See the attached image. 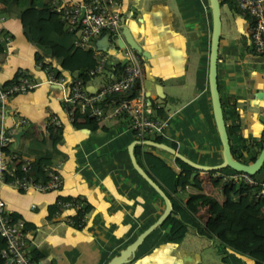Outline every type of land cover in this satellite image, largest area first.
Instances as JSON below:
<instances>
[{
  "label": "crops",
  "instance_id": "0c3cea01",
  "mask_svg": "<svg viewBox=\"0 0 264 264\" xmlns=\"http://www.w3.org/2000/svg\"><path fill=\"white\" fill-rule=\"evenodd\" d=\"M120 8L121 27L127 26L129 36L140 46L147 104L161 107L159 115L168 117L167 137L176 140L177 149L194 161L208 164L219 160L218 156L202 159L197 154L201 150L198 140L216 134L206 80L210 33L207 0H121ZM241 16L233 13L240 35L220 30L216 76L222 92L235 99L241 135L258 137L264 115V53L250 52L244 31L247 24ZM1 34L9 38L0 41V82L8 80L17 69L29 71L40 81L8 98L5 122L17 115L28 120L15 128L10 144L23 149L33 132L43 129L51 113L58 115L62 127V138L52 154V163L59 164L60 187L23 190L0 182L4 207L12 216L24 219L28 229L26 251L36 264H104L163 207L130 164L126 147L135 138L134 133L121 117L99 122L102 126L95 131L74 128L62 105L61 86L44 81V71L34 65V53L40 50L27 39L16 14L2 10V3ZM117 37L105 38L103 33L94 37V47L103 50L107 59L103 68L85 81L88 91L119 75L114 65L125 61L124 52L129 46H118ZM43 59L52 66L56 64L51 56ZM74 74L62 73L66 79ZM168 102L177 105L169 109ZM152 111L151 106L147 108L150 115ZM258 178H264V169ZM218 194L216 199L221 201ZM59 196L88 204L81 227L67 223L64 214L50 213ZM200 211L205 218L204 211ZM121 264H254V257L242 250L238 237H205L190 229L179 241H168L163 230L157 229L144 236Z\"/></svg>",
  "mask_w": 264,
  "mask_h": 264
},
{
  "label": "trees",
  "instance_id": "16d2710c",
  "mask_svg": "<svg viewBox=\"0 0 264 264\" xmlns=\"http://www.w3.org/2000/svg\"><path fill=\"white\" fill-rule=\"evenodd\" d=\"M48 2L49 0H0L2 10L16 14L27 39L40 50L41 53L35 51V59L51 56L56 62L55 65H51L56 74L66 72L70 75L75 72L74 76L85 83L95 74H90L89 69L95 65L96 56L91 48H83L74 44L73 30L67 28L56 11L49 9ZM222 3H225L233 13L238 14V8L233 0H219V5ZM241 17L244 19V24L248 25L252 22L247 14ZM1 51L2 45L0 44ZM114 68L120 72L122 63H117ZM15 77L16 70L3 83L9 82ZM217 89L230 153L239 161L249 162L254 159L264 142V115L260 118L262 128L258 137L241 135L240 117L236 110L235 99L222 92L218 79ZM110 96L107 95L104 99L107 100ZM113 96L118 98L121 94L114 93ZM150 106L153 108V116L161 114V107H157L154 103ZM116 117L124 118L127 122V118L123 115ZM70 120L74 128H87L95 131L102 126L99 124L101 121L89 116L86 112H79L78 108L73 109ZM61 128V126L45 125L39 132H33V135L25 142L23 149L10 143L0 149L16 157L29 156L31 158L30 174L44 180L46 174L42 167L52 164V154L57 151L56 144L62 138ZM145 137H151L155 141L176 147L173 140L162 134L146 135ZM157 149L161 148L150 144H135L133 146L137 163L163 190L171 203L169 213L151 231L163 230L164 237L168 241H179L189 228L194 233L205 237L213 235H222L226 239L238 237L242 250L254 257V264H264L262 261V257H264V198L253 194L255 192L250 190L251 186L242 180L232 182L222 180L217 175H211L209 176L210 184L217 187L222 196V200L218 201L203 189L198 171L192 173L194 167L176 156H173L172 159L171 153L164 149L161 150L166 155L162 156ZM177 150L179 151V149ZM219 160H213L208 164L216 163ZM15 163V173H18L20 171L19 162ZM261 166L262 164L257 171L261 169ZM213 171L230 173L234 169L224 166L210 170L209 173ZM254 174L252 176H255ZM5 176L6 179L9 178V176ZM141 179L162 202L157 192L142 177ZM252 188L253 191L264 190V187L259 184ZM184 189L187 190L183 197L180 195V191ZM83 204L86 211L88 204ZM53 208L54 202L51 205L50 213ZM201 209H204L205 218L201 217ZM13 216L16 217V215ZM2 245L3 241L0 238V247ZM0 264H2L1 258Z\"/></svg>",
  "mask_w": 264,
  "mask_h": 264
},
{
  "label": "built area",
  "instance_id": "2783aa9c",
  "mask_svg": "<svg viewBox=\"0 0 264 264\" xmlns=\"http://www.w3.org/2000/svg\"><path fill=\"white\" fill-rule=\"evenodd\" d=\"M121 0H49L50 10L56 11L68 29L73 30L75 45L91 48L96 56L95 65L89 69L90 74L100 71L106 63L105 52L94 47V37L107 33L112 37L120 36ZM238 8V14H247L252 22L247 25L246 35L248 45L255 54L264 53V0H233ZM81 13V15H80ZM8 34H1L0 41H7ZM125 61L122 63L119 75L105 82L93 92L88 91L84 82L76 77L67 79L62 74H56L46 59H35L34 65L45 73L44 81L58 84L63 93L62 105L70 120L74 108L86 112L99 121H106L123 115L133 131L135 138L143 139L146 135L162 134L167 137V116H153L147 112L149 108L141 81V56L139 52L126 48ZM40 81L35 80L29 71L17 69L16 77L7 83L0 82V148L14 142L15 128L28 123L23 116L10 118L5 122L6 103L8 98L20 92L33 88ZM132 90L130 95L127 92ZM121 94L115 98L113 94ZM111 95L107 100L104 98ZM45 125L60 126L61 120L57 114L51 113L45 120ZM176 147L178 142L174 140ZM142 145V144H141ZM173 159V156H172ZM15 162H19V172L15 173ZM31 158L26 155L16 157L0 149V182L9 183L18 189H34L38 191L54 190L60 187L62 177L59 164L42 167L46 177L42 180L30 174ZM199 172V171H198ZM201 172V171H200ZM209 173V171H207ZM9 176L6 179V176ZM219 176L222 180L235 182L242 180L250 185V190L256 196L264 198V190L253 191L255 185L264 187V179H259L245 171L234 170L230 173L213 171L209 176ZM264 209V205H263ZM204 210V209H201ZM85 210L82 202L74 198H57L54 201L53 215L64 214L67 223L81 227L85 221ZM201 217L203 215L201 214ZM28 229L24 219L13 217L4 207L0 198V247L2 264H36L26 251Z\"/></svg>",
  "mask_w": 264,
  "mask_h": 264
},
{
  "label": "water",
  "instance_id": "95a60500",
  "mask_svg": "<svg viewBox=\"0 0 264 264\" xmlns=\"http://www.w3.org/2000/svg\"><path fill=\"white\" fill-rule=\"evenodd\" d=\"M209 12H210V33H209V46L207 54V70H206V80H207V89L209 95L210 109L215 126V130L220 142V160L213 164L201 163L190 159L185 156L183 153L177 150V148L172 147L164 142H158L151 138L143 139H132L126 149L128 158L131 166L134 170L157 192L161 197L163 202V207L158 215L147 224L142 230H140L135 237L129 241L123 248H121L116 254L112 255L104 264H121L126 261L137 245L142 241L143 237L149 233L153 228L158 226L160 221L169 213L171 209V203L168 196L163 192V190L153 181L147 173L142 169V167L137 163L134 153L133 146L135 144H150L155 147L164 149L171 153L172 156H176L194 167L193 174L197 171H210L216 170L218 168L229 166L234 170L245 171L248 174H254L260 167L261 163L264 160V142L257 152L253 160L249 162H242L235 159L229 150V142L227 137V132L223 120L221 104L219 100V94L217 89V71H216V62L218 55V42L220 34V13H219V0H207ZM81 15V13H80ZM120 33L122 35L116 38V44L123 47L128 44L129 47L133 48L137 52H140V46L129 36L127 26L121 27ZM105 38L108 37L107 33H103ZM114 48V47H113ZM132 90L127 92V95H130ZM17 136V134H16Z\"/></svg>",
  "mask_w": 264,
  "mask_h": 264
},
{
  "label": "rangeland",
  "instance_id": "374dc122",
  "mask_svg": "<svg viewBox=\"0 0 264 264\" xmlns=\"http://www.w3.org/2000/svg\"><path fill=\"white\" fill-rule=\"evenodd\" d=\"M219 13H220V30H221V32H223L224 30H227L228 33H230V34L240 35L237 32L236 27H235V23H234V19H233V12L227 7V5L225 3H222L219 6ZM246 30L247 29L245 27L244 31H246ZM248 48H249L251 53L255 54L250 49V47H248ZM176 105H177L176 102H174V103H169L168 102L167 103V107L169 109H172ZM197 144H198V146L197 145H195V146H197L198 148L201 149V150H199L197 152V154H200L202 159H204L205 157H207L209 155L210 156L214 155V156L220 157V143L218 142L217 134H215L213 138L209 137V138H203L202 141L198 140ZM157 151H160L162 156L166 155L161 149H157ZM261 164H262L261 168L264 169V160H263V162ZM260 170L255 172V174H254L257 178L260 177ZM198 175L202 179L203 189H205L207 192H209L215 198L216 197H220L219 194H218V192H219L218 188L217 187H213L210 184V182H209V173L207 171H202L201 170V172L200 171L198 172ZM259 179H261V178H259ZM262 179H264V178H262ZM180 194L183 196V195L186 194V192L182 193V191H181ZM156 230L157 229L153 230V232H155ZM188 230H190V228ZM151 233H152V231H151ZM148 234L149 233H147L146 235H148ZM199 236H201V235H199Z\"/></svg>",
  "mask_w": 264,
  "mask_h": 264
}]
</instances>
